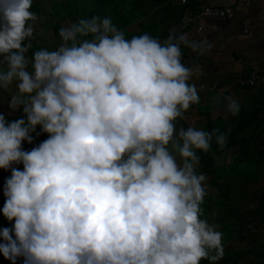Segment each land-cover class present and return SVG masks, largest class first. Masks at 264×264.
<instances>
[{
	"label": "clouds",
	"instance_id": "9594fccd",
	"mask_svg": "<svg viewBox=\"0 0 264 264\" xmlns=\"http://www.w3.org/2000/svg\"><path fill=\"white\" fill-rule=\"evenodd\" d=\"M32 5L0 0V94L26 117L0 113V169H11L2 213L14 221L0 229V254L11 264H218L223 233L203 218L198 152L213 139L224 149L228 137L178 127L201 103L182 46L203 56L215 43L179 30L127 39L111 17L94 16L62 26L55 49L30 56ZM211 103L225 119L241 110L232 95ZM37 126L48 139L24 151Z\"/></svg>",
	"mask_w": 264,
	"mask_h": 264
},
{
	"label": "crops",
	"instance_id": "0c3cea01",
	"mask_svg": "<svg viewBox=\"0 0 264 264\" xmlns=\"http://www.w3.org/2000/svg\"><path fill=\"white\" fill-rule=\"evenodd\" d=\"M224 6L233 8L230 18H204L198 23L189 22L190 17L199 9ZM170 7L182 12L176 21L166 19L170 24L169 33L172 30L184 31L189 39L194 40L205 34L210 42L215 43L212 52L203 56H197L182 46V62L193 69L196 74L194 81L201 88V103L193 105L186 113L187 118L182 120L186 126L198 125L203 128L208 120L216 126L234 123L238 116L229 115L225 119L223 104L218 109L211 103V97L218 94L232 95L238 99L244 111H240V115L248 116V111L256 112L255 109L264 107V0L241 4L235 3L234 0H188L185 5L180 4V0H168L162 7H155L153 11L172 10ZM197 25L204 30L203 33L196 31ZM212 26H215V30H211ZM126 31L140 30L137 23H133L126 27ZM252 71H255L262 81L252 86L240 83V80ZM246 133L250 135L249 138H252L254 133H264V110L257 113L239 135Z\"/></svg>",
	"mask_w": 264,
	"mask_h": 264
},
{
	"label": "rangeland",
	"instance_id": "374dc122",
	"mask_svg": "<svg viewBox=\"0 0 264 264\" xmlns=\"http://www.w3.org/2000/svg\"><path fill=\"white\" fill-rule=\"evenodd\" d=\"M51 3H53V0H33L31 10L39 16V23L36 26L37 34L32 40L33 47L36 49L41 47L55 49L60 43V38L55 36L52 30L55 16L51 14ZM63 11V9H60L59 14H63ZM68 23L69 21L66 19L58 22L61 27ZM9 98L8 93L0 94V113L4 114L6 119L16 116L19 112V110L13 112L8 108ZM196 128H199V126L197 125ZM215 128H218V126H215ZM31 135L35 147L44 141L38 134L31 133ZM249 136L247 133L239 135L237 145H240L250 155H255L259 151L264 153V144L258 146L260 141H264V133H254L252 138H249ZM22 148L24 147L22 146ZM233 149V147L228 148L226 152L222 153L211 164L208 171H204L201 166L199 168L200 172L206 174L208 186V195L202 205L204 209L203 218L207 219L209 223H215L218 230L223 233L224 256L218 264H254L251 263L253 259L261 260V258L256 257L251 248L257 244L264 246V206L260 203V198L264 195V161L258 165L254 178L238 183L235 181L234 174L235 165L240 155ZM13 167L19 170L22 167L23 170L21 164H14ZM218 167L223 168V172L216 179L212 175V171ZM10 176L11 169H0V181H4L0 198V210L3 209L6 199L4 196L5 181ZM231 176H234V178H228ZM220 197L225 198L226 202L217 209L215 204ZM0 213L1 219H4L3 213ZM2 226L5 227V225ZM229 231H232L233 234L226 241L225 238ZM13 238H15L14 233ZM0 243H3L2 238ZM16 264H24L23 257L17 258Z\"/></svg>",
	"mask_w": 264,
	"mask_h": 264
},
{
	"label": "trees",
	"instance_id": "16d2710c",
	"mask_svg": "<svg viewBox=\"0 0 264 264\" xmlns=\"http://www.w3.org/2000/svg\"><path fill=\"white\" fill-rule=\"evenodd\" d=\"M168 0H60L51 3V14H54L55 21L52 24V30L55 36L59 37V30L61 25L58 22L62 19H66L70 22H76L80 18H92L94 16H99L101 18L111 17L113 24L126 31V27L130 24L137 23L139 27V32H128L126 31V38L130 39L133 36L142 35L148 33L153 37L158 39L166 38L169 33L170 24L166 22V19L169 18L171 21H176L182 11L176 10L174 8H169L172 10H159L153 11L155 7H162ZM63 9V14H59V10ZM162 12V13H161ZM159 13H161L159 15ZM36 50L35 47L29 50L28 55H32ZM256 112L248 111V116L242 114L238 115L234 123H229L225 125H218L221 133H224L228 137V142L224 149H220L219 146L215 143L213 139L211 143V151L209 153H200V166L204 168V171H208L211 164L228 148L233 147L234 151L238 152L240 155L239 160L235 165V181L242 183L243 181L250 180L254 178L255 172L258 168V165L264 161V153L258 152L255 155L248 154L240 145H237V137L244 130L249 123L256 117V114L263 111L264 107H259L255 109ZM240 111H243L242 109ZM244 113V111H243ZM26 117L23 114L22 108L19 109V112L16 116L7 119L9 122ZM178 125H182L185 129L187 128L186 124L183 121H178ZM215 124L211 120H208L204 124L203 129L206 131H211L215 128ZM33 134H38L44 141L48 139V134L41 131L40 126H37L36 131ZM264 144V141H260L258 146ZM24 151H30L35 146L33 142L29 144L27 141L22 142ZM38 146V145H37ZM22 165V164H21ZM22 171V167L20 168ZM223 168L218 167L213 169L212 175L218 179L220 174H222ZM234 178V176L228 177ZM4 181H0V198L2 196ZM216 202V207L222 206L225 204L226 199L223 197L218 198ZM1 202V201H0ZM260 203L264 206V195L260 198ZM2 212V209L0 210ZM14 221L9 222L7 218L1 219L0 213V229L12 227ZM2 225H5L2 226ZM2 226V227H1ZM233 232L229 231L226 235V241L230 239ZM1 242V238H0ZM255 256L259 259H253L251 263L254 264H264V246L262 244H257L251 248ZM0 264H11L7 259L0 254ZM201 264H208L207 261H204Z\"/></svg>",
	"mask_w": 264,
	"mask_h": 264
},
{
	"label": "built area",
	"instance_id": "2783aa9c",
	"mask_svg": "<svg viewBox=\"0 0 264 264\" xmlns=\"http://www.w3.org/2000/svg\"><path fill=\"white\" fill-rule=\"evenodd\" d=\"M235 3L241 4V3H248L253 0H234ZM188 0L186 2H181L180 4L185 5L187 4ZM233 15V8L231 6H224L222 8H205V9H199L197 12H195L189 19V22L198 23L200 20L206 18V19H213V20H221V19H227L230 18ZM202 28L197 25L196 31L200 33ZM184 32V31H181ZM186 33V32H185ZM262 80L257 75L255 71L250 72L247 76H245L244 79L240 80V83L247 84V85H255Z\"/></svg>",
	"mask_w": 264,
	"mask_h": 264
},
{
	"label": "water",
	"instance_id": "95a60500",
	"mask_svg": "<svg viewBox=\"0 0 264 264\" xmlns=\"http://www.w3.org/2000/svg\"><path fill=\"white\" fill-rule=\"evenodd\" d=\"M173 31V30H172Z\"/></svg>",
	"mask_w": 264,
	"mask_h": 264
}]
</instances>
